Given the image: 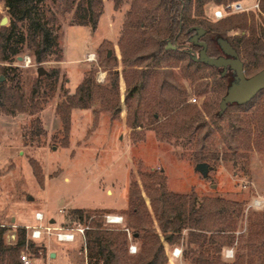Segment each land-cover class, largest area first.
Here are the masks:
<instances>
[{"label":"rangeland","instance_id":"rangeland-1","mask_svg":"<svg viewBox=\"0 0 264 264\" xmlns=\"http://www.w3.org/2000/svg\"><path fill=\"white\" fill-rule=\"evenodd\" d=\"M238 1L246 6L259 1L258 10L244 12L252 14L259 25L264 18L262 0ZM102 7L95 30L72 24L70 13L59 15L50 26L57 45L46 53L41 63L34 62L26 48L18 56L21 60L0 62V68L4 65L14 68L26 92L33 86L39 66L45 74L55 71L39 84V92L46 91L49 95L38 113L40 127L44 129L40 137H31L32 116L28 113L0 112V225L9 228L6 242L16 240L18 227L26 229L37 223L35 211L45 213V222L51 218L57 226H80L85 230L88 224L70 219L68 212L71 208L91 209L97 211L94 216L104 224L120 228L129 218L131 181L138 182L148 204L140 173L157 170L163 173L167 190L194 192L198 200L208 196L236 202L237 207L230 206L235 210L230 227L223 223L229 215L227 211L214 223L225 229L217 234L222 238L219 256L225 264H259L263 256L260 242L264 236V90L249 106L233 105L223 114L214 115L226 92L216 85L215 72L190 63L185 56L179 58L176 53L163 57L157 66L151 62L145 67L149 59L145 61L142 56H148L152 41L146 39L145 46L140 43L144 33L141 29H136L135 33L124 34L123 31L131 0H123L118 8H114L113 0H102ZM216 7L212 3L205 5L207 20L217 22L213 16ZM4 16L8 18L0 0V20ZM29 23V17L20 20L11 38L24 35ZM7 25L9 18L0 26ZM228 34L240 35L241 31L233 28ZM122 36L124 39L120 41ZM88 70L94 71L98 84L107 88L114 86L106 93L111 99L108 103L98 99L88 108L72 109L66 137L56 106L65 93L74 92ZM141 70L145 72L142 79L138 76ZM115 71L118 76L112 80ZM0 76H3L0 83L9 82L1 72ZM141 80L143 88L138 90L134 85ZM169 85L186 89V102L197 110L193 119L206 123L199 134L209 133L207 151L218 156L209 163L212 168L206 177L194 169L197 163L194 155L199 150L195 144L198 131L179 133L185 143L177 145L160 140L146 117L150 105L160 108L161 103L166 104ZM192 98L196 100L189 102ZM190 119L183 117L174 123L181 125ZM107 214L120 215L123 222L108 224ZM153 225L156 226L155 221ZM124 231L130 240L131 229ZM26 235V240H31L28 229ZM84 239L78 232L72 242H59L54 235L43 236L32 240L37 246H43L38 249V256L26 245L20 257L27 255L30 264H88ZM174 247L183 252L182 242L167 246V264H194L191 258L183 257L182 252L176 257L170 256ZM48 250L57 251V256L51 257ZM226 251H230L229 255Z\"/></svg>","mask_w":264,"mask_h":264},{"label":"trees","instance_id":"trees-1","mask_svg":"<svg viewBox=\"0 0 264 264\" xmlns=\"http://www.w3.org/2000/svg\"><path fill=\"white\" fill-rule=\"evenodd\" d=\"M113 1L114 8H118L123 0ZM228 1L238 0H131L123 31L124 34L135 33L136 29H141L144 33L139 39L140 43L145 46L146 39L152 41V49L148 56H142L145 61L149 59V62L144 64L145 67L151 62L157 66L163 57L176 53L179 58L185 56L190 63L215 72L216 85L227 90L234 81L233 70L229 68L222 74V67L210 66L192 58V55L198 54L201 48L191 40L197 28L201 27L205 30L200 40L206 43L207 55L211 57L222 55L217 39L224 38L238 52L246 76H251L264 66V18L258 25L252 14L244 12L226 15L217 19V22H211L205 17V5L212 3L218 6ZM2 2L6 7L9 25L0 26V62H9L18 58L26 48L30 51L33 61L41 63L46 53L57 45L50 26L58 20L59 15L70 13L72 24L95 30L97 20L103 12L102 0H2ZM261 9L264 12V0L261 2ZM25 17L30 18L26 33L13 40L11 38L13 28ZM233 28L240 29L241 34L229 35L228 30ZM123 39L122 36L120 41ZM168 43L173 47H167ZM106 56L109 57L108 53ZM143 71H139L140 79L144 76ZM0 72L9 79V82L0 83V112L7 115L28 113L32 116L30 135L40 137L44 129L40 127L38 113L47 103L49 95L46 91L39 92V84L55 71L51 70L43 76L37 75L29 92L24 90L14 68L4 65L0 68ZM93 73V70H88L74 92L65 93L64 99H61L56 106L66 137L70 131L72 109L88 108L98 99L103 103H108L111 99L106 96V93L108 94L114 86L111 84L107 88L98 84L94 80ZM117 76L118 73L115 71L112 74V80H116ZM137 81L134 87L138 90L142 89V80ZM168 87L170 91L166 104L161 103L160 108L152 104L146 109V117L149 118L152 129L160 140L177 145L185 143L183 138V140L180 139L179 133L188 130L194 134L198 131L195 136V144L199 146V150L194 155L196 162L207 164L214 162L218 156L207 151L209 133L199 134L206 123L193 119L196 117L197 110L186 102V89L173 87V85ZM261 91L247 103H228L225 110L233 105L249 106ZM157 108L161 110L163 116L161 121H159L160 115ZM224 111L219 108L214 115H221ZM183 117L192 120L190 119V122L184 120L183 124L175 125L176 119ZM140 180L143 191L149 198L150 206L144 200L138 182L132 180L129 189L131 205L129 218L120 228L104 224L102 219L94 216L97 213L96 210L69 209L70 219L88 224V228L84 230V249L88 264H167L166 247L181 242L184 245L183 257L191 258L192 263L225 264L219 256L222 250L220 242L222 238L217 235L225 229L216 227L214 223L218 216L224 215L227 211L229 215L223 223L226 227H230L232 212H235L230 209V206L237 207L236 202L208 196L198 200L194 192L188 194L167 190L165 177L157 170L140 173ZM153 221L156 226L153 225ZM125 228L131 229L130 240L124 231ZM8 230L6 226L0 225V264H24L20 259V251L26 245L29 246L32 254L38 256V249H42L43 246H37L32 240L27 241L24 227L16 229V240L13 243L5 240ZM130 242L137 245L134 254L128 251ZM260 245L263 256L259 264H264V236Z\"/></svg>","mask_w":264,"mask_h":264},{"label":"water","instance_id":"water-1","mask_svg":"<svg viewBox=\"0 0 264 264\" xmlns=\"http://www.w3.org/2000/svg\"><path fill=\"white\" fill-rule=\"evenodd\" d=\"M8 18L6 16L2 17L0 20V25H4ZM205 30L201 27L197 28L196 33L191 37V40L201 46L198 54H193L192 58L197 61H201L210 66L222 67V74L226 72L227 69L234 71V81L227 88L225 94L221 97L219 108L224 111L228 103L237 102L239 104L247 103L251 100L259 91L264 89V66L262 69L252 74L251 76H246L244 73L243 62L241 61L238 52L231 46V44L224 38H218L217 42L223 52L222 55L217 57H211L207 55L206 43L200 40V37L204 34ZM167 47H173L170 43ZM110 55V52H108ZM19 60L22 58L19 57ZM37 75L41 76L46 73L43 67L39 66L36 70ZM3 80V76H0V81ZM209 164L206 162H197L195 165V170L198 171L203 177L208 175L211 170ZM50 256L53 257L54 253L51 252Z\"/></svg>","mask_w":264,"mask_h":264},{"label":"built area","instance_id":"built-area-1","mask_svg":"<svg viewBox=\"0 0 264 264\" xmlns=\"http://www.w3.org/2000/svg\"><path fill=\"white\" fill-rule=\"evenodd\" d=\"M251 9L258 10L259 1L254 2L251 6L243 5L240 1L227 2L225 4L218 5L213 11V16L215 19H220L230 13L248 12ZM195 100V98H192L189 100V102H194ZM34 218L37 223L32 226H26V229H28V238L31 240H38L43 236L54 235L55 239L59 242H72L75 240L76 232L83 235L85 232L84 227L57 226L55 225L54 220L45 222L44 214L41 213V211H36L34 214ZM105 221L108 224H121L123 222V218L120 215L107 214V216H105ZM128 251L130 253H135L136 246L134 244H130L128 247ZM181 252L182 251L180 248L174 247L170 250V256L176 257L180 255ZM229 252L226 251V255H229ZM20 258L24 264H30V260L27 255L22 254Z\"/></svg>","mask_w":264,"mask_h":264},{"label":"crops","instance_id":"crops-1","mask_svg":"<svg viewBox=\"0 0 264 264\" xmlns=\"http://www.w3.org/2000/svg\"><path fill=\"white\" fill-rule=\"evenodd\" d=\"M36 212V211H35ZM43 214H45V213H43ZM35 219V218H34ZM54 219H51V218H49V221H53ZM36 221V220H35ZM51 253V252H53L54 253V256H53V258L54 257H56L57 256V251H52V250H48V253Z\"/></svg>","mask_w":264,"mask_h":264}]
</instances>
